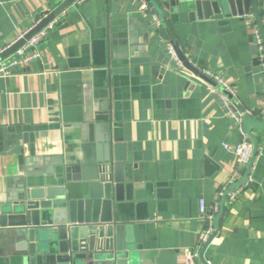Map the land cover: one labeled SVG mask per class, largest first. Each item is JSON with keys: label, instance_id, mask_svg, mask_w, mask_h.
Here are the masks:
<instances>
[{"label": "crops", "instance_id": "1", "mask_svg": "<svg viewBox=\"0 0 264 264\" xmlns=\"http://www.w3.org/2000/svg\"><path fill=\"white\" fill-rule=\"evenodd\" d=\"M142 1L148 11H140ZM60 2L0 0V51ZM258 10L264 25V0ZM151 13L162 22L159 31ZM56 18L40 58L0 77V204L25 184L54 177L64 163L86 158L96 169L110 155L125 169L117 220L132 225L129 259L149 264L157 252L176 250L179 263L194 254L192 264H202L198 201L215 217L223 192L243 174L235 177L239 135L209 91L215 83L201 72L231 85L238 110L260 114L264 60L254 44L252 7L243 17L191 21L189 11L168 4L156 10L145 0H85ZM168 43L201 76L178 69ZM90 106L110 119L94 121L91 141ZM251 133L257 155L248 180L230 191L234 201L230 193L225 198L203 255L208 264H264V129ZM15 245L12 231L0 229V264H21Z\"/></svg>", "mask_w": 264, "mask_h": 264}, {"label": "water", "instance_id": "2", "mask_svg": "<svg viewBox=\"0 0 264 264\" xmlns=\"http://www.w3.org/2000/svg\"><path fill=\"white\" fill-rule=\"evenodd\" d=\"M77 0H61L35 28L23 39L0 54L4 60L19 49L33 35L52 22ZM156 10L168 4L170 8L189 11V19L208 20L222 13L228 16H247L252 7L258 32L264 45V25L258 10V0H145ZM160 36L170 38L162 29ZM175 51L184 67L201 76L199 72ZM257 49H255V52ZM264 54V53H263ZM264 60V55H263ZM258 64V61H255ZM205 78L204 75L201 76ZM207 78V77H206ZM87 118V132L92 139L96 123L109 122L104 114L94 113L92 106ZM241 112H244L243 110ZM95 114V115H93ZM101 128H109L103 125ZM264 129V121L244 114L241 129L252 144V156L242 178L229 185L223 192L219 209L213 219L214 229L219 226L224 212L225 198L230 191L248 180L257 155V140L252 129ZM85 130V129H84ZM82 133L84 131L82 130ZM88 161L64 163L52 178H44L36 184H25L18 195L8 196L0 204V229H9L16 242L17 260L21 264H141L139 259H129L133 251L132 225L118 221L120 204L124 201L126 177L124 165L114 163L109 155L96 169L87 166ZM215 234L203 245L199 253L202 264H208L204 252ZM149 264H181L176 250H162L151 256ZM143 264V263H142Z\"/></svg>", "mask_w": 264, "mask_h": 264}, {"label": "built area", "instance_id": "3", "mask_svg": "<svg viewBox=\"0 0 264 264\" xmlns=\"http://www.w3.org/2000/svg\"><path fill=\"white\" fill-rule=\"evenodd\" d=\"M77 4L84 3L85 0H77ZM148 5L145 2H141L140 11H148ZM48 15H44L36 21V23L28 29L26 32L18 36L9 45L4 47L0 54L9 49L12 45L23 39L26 34H28L33 28H35L44 18ZM58 21L55 18L52 22L46 25L38 33L33 35L28 41H26L19 49H17L13 54L0 61V77L5 78L12 75L21 73V71L32 61L38 60L40 58L39 45L48 37L49 33L53 31L57 25ZM150 24L154 31H159L162 27V22L157 15L151 13ZM254 44L256 45L258 52L260 53V58L263 57L264 45L258 30L254 33ZM167 52L178 69L184 71L185 67L182 61L179 59L175 48L172 44H167ZM202 75L210 79L215 83L214 87H209L211 94H214L220 100L222 107L228 117H230L234 123V129L239 135V141L233 148V155L237 163V171L235 172V177L242 175L245 171L247 164L249 163L252 156V144L249 138L243 133L241 129V118L244 114L252 115L248 112H241L238 110L235 103L234 90L229 83H227L223 78L209 71H202ZM264 121V90H263V106L261 108L260 114L256 117ZM231 184L232 181H231ZM235 193H230L228 196V202L231 203L235 199ZM198 212L200 219L204 223V229L200 236V247L208 242L210 237L215 234L214 224H213V214L209 213L208 208L203 199L198 201ZM196 255H187L185 257L186 264H192Z\"/></svg>", "mask_w": 264, "mask_h": 264}]
</instances>
